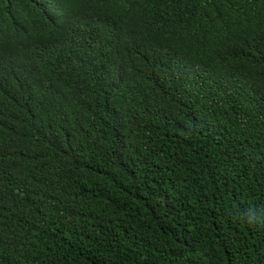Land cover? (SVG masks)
I'll return each mask as SVG.
<instances>
[{
    "label": "trees",
    "instance_id": "16d2710c",
    "mask_svg": "<svg viewBox=\"0 0 264 264\" xmlns=\"http://www.w3.org/2000/svg\"><path fill=\"white\" fill-rule=\"evenodd\" d=\"M264 0H0V264H264Z\"/></svg>",
    "mask_w": 264,
    "mask_h": 264
},
{
    "label": "clouds",
    "instance_id": "9594fccd",
    "mask_svg": "<svg viewBox=\"0 0 264 264\" xmlns=\"http://www.w3.org/2000/svg\"><path fill=\"white\" fill-rule=\"evenodd\" d=\"M233 219L239 220L249 227L264 229V206L259 208L255 206L249 207L239 215L234 216Z\"/></svg>",
    "mask_w": 264,
    "mask_h": 264
}]
</instances>
